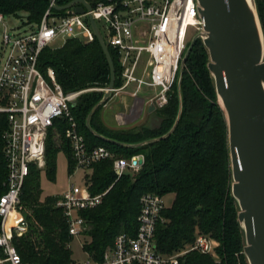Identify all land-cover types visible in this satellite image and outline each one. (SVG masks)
Masks as SVG:
<instances>
[{"label": "trees", "instance_id": "trees-1", "mask_svg": "<svg viewBox=\"0 0 264 264\" xmlns=\"http://www.w3.org/2000/svg\"><path fill=\"white\" fill-rule=\"evenodd\" d=\"M73 0H57L64 6ZM49 7V0H0V14L20 19L23 24H37ZM260 24L264 34V0H256ZM25 16L24 19L22 16ZM114 62L116 81L120 85L119 71ZM185 64L181 80L182 110L179 122L170 136L149 144L128 147L162 138L177 120L180 103L174 86L169 104L157 111L161 123L158 128L143 127L137 131L112 132L97 125L99 108L90 119L91 128L100 136L118 143L103 141L87 129V117L104 95L110 81L109 66L102 48L92 43L70 39L64 47L43 50L39 66L54 71L57 82L66 94L82 93L87 89H101V93L80 94L72 107V115L79 133L89 147H106L114 157L131 158L142 154V167L126 171L116 179L112 158L92 164L85 181L89 192L101 194L102 201L80 213L87 222L83 234V249L100 259L103 251L122 232L134 235L139 201L145 193L174 195L173 203L164 212L165 223L157 225L155 241L159 251L169 255L183 249L199 232L217 240L219 260L211 256L190 252L181 264H247L242 249L244 239L237 223L238 208L230 193L232 178L226 118L216 102L215 87L207 71L209 56L201 41L197 40ZM56 134L49 132L46 141V171L55 177V158L60 148L67 152L70 174L74 162L69 143L64 140L65 124L56 125ZM63 143L57 145V141ZM39 170L33 169L24 182L22 204L27 215V232L14 240L25 264H74L67 243L70 240L62 210L54 206L56 196L41 199L38 183ZM6 169L0 145V195L5 192L2 181Z\"/></svg>", "mask_w": 264, "mask_h": 264}, {"label": "built area", "instance_id": "built-area-1", "mask_svg": "<svg viewBox=\"0 0 264 264\" xmlns=\"http://www.w3.org/2000/svg\"><path fill=\"white\" fill-rule=\"evenodd\" d=\"M85 2L90 9L75 4L59 11L53 9L54 4L58 5L53 0L39 23L23 24L22 31L8 29L7 18L0 14L4 31L0 56V145L6 169L2 181L6 189L0 195V264H25L14 245V240L28 231L21 193L31 171L45 168L47 136L57 123L67 124L73 173L80 169L90 171L92 164L112 158L118 179L126 171L141 169L144 160L142 154L127 159L114 157L106 147L88 148L72 115V102L79 93H64L54 71L41 70L39 58L43 50L59 37L65 42H94L92 18L118 66L120 85L114 87L113 96L126 92L132 99L141 98L146 106L153 105L155 111H160L169 104L190 40L204 26L197 0ZM76 7H81L83 14H77ZM100 22L102 26L98 28ZM190 31L193 34L188 38ZM103 195L91 194L85 180L82 185L69 184L67 190L55 195L54 206L62 210L70 238L83 236L88 230L80 212L100 204ZM165 209L164 196L155 192L143 194L135 234H117L100 259L87 253L88 260L81 264H181L190 252L216 259L218 241L201 232L183 249L169 255L161 253L155 234L157 225L165 223Z\"/></svg>", "mask_w": 264, "mask_h": 264}, {"label": "water", "instance_id": "water-1", "mask_svg": "<svg viewBox=\"0 0 264 264\" xmlns=\"http://www.w3.org/2000/svg\"><path fill=\"white\" fill-rule=\"evenodd\" d=\"M203 30L190 40L179 69L176 82L180 103L177 120L166 135L159 139L120 144L135 147L159 141L170 136L178 125L182 110L181 80L188 56L197 40L209 56L207 71L215 87L218 102L227 123L229 162L231 167L230 193L238 208L239 224L244 246L242 255L247 264H264V34L260 24L256 0H197ZM53 4V0H49ZM75 4L90 9L85 0H73L65 6L53 5L63 11ZM77 14H83L76 7ZM97 43L102 48L109 66L110 81L103 89L102 100L87 117V129L101 140L118 143L98 135L90 125L91 117L113 97L116 74L113 59L104 44L95 22L90 18ZM139 117L145 107L138 99ZM75 102H72L74 106ZM154 111L150 105L147 112ZM142 159L139 158L138 163ZM19 220L21 218L18 217Z\"/></svg>", "mask_w": 264, "mask_h": 264}, {"label": "rangeland", "instance_id": "rangeland-1", "mask_svg": "<svg viewBox=\"0 0 264 264\" xmlns=\"http://www.w3.org/2000/svg\"><path fill=\"white\" fill-rule=\"evenodd\" d=\"M60 14H62V12H60ZM22 17L24 19L25 16L23 15ZM7 21H8L7 22L8 24L6 25L8 29H13L14 31H22V29L24 28V25L22 26L20 19L16 17L8 16ZM97 26L98 28H101L102 22L97 23ZM3 32H4L3 28L0 26V56L3 54V47L1 45V37H2ZM192 34L193 33L190 31V35L188 38H191ZM64 44H65V40L59 37L50 44L49 49H51L52 51L59 50L64 47ZM87 92L88 93L90 92L101 93L102 90L101 89H87V91L79 93L78 96L80 94H86ZM78 96L74 99V102L77 100ZM120 107L121 105H119V100L115 102L107 101L106 106H103V108L100 110L98 114V119H97L96 124L104 127L102 125V121H103L104 125L108 129H111V131H116L115 128H117V124H116V121H114V115L118 113ZM139 123L140 124L144 123L145 126L148 127L149 129L150 128L155 129L159 127L161 123V119H160L158 112L154 111L151 115H149V117H146L145 115H143ZM65 125L67 126V124ZM56 130H54L53 131L54 133L53 132L52 133L56 134L57 133ZM50 134H51V131H50ZM63 137H64V140L68 142V138L66 137V129L64 131ZM62 143L63 141L58 140L56 144L61 145ZM55 168H56V173L53 179H51L48 176L46 168L41 170L38 174V183L40 185V190H41V199H43L45 196H54V195L61 194L62 192L67 190L69 184H74V183L78 185L83 184L82 180L84 179L86 172L83 169H80L78 171H74L73 174H70V170L68 167L67 152H65L63 148H60L58 150V153L55 158ZM173 200H174V195L172 193H167V195L164 196V203H165L166 208L172 205ZM22 207H23V204H22ZM82 241H83L82 236L72 237L68 241L69 249H70V256L75 264H81L85 262L86 260H88L87 252L83 249V244L81 243ZM215 258L216 259L214 258L213 259L219 260V255L216 256Z\"/></svg>", "mask_w": 264, "mask_h": 264}, {"label": "crops", "instance_id": "crops-1", "mask_svg": "<svg viewBox=\"0 0 264 264\" xmlns=\"http://www.w3.org/2000/svg\"><path fill=\"white\" fill-rule=\"evenodd\" d=\"M141 99V98H138ZM138 99H132L129 95V93L126 92H119L116 96H113L109 101L111 102H115L119 100V105H121L118 113H116L114 115V121H116L117 124V128H115L116 131H112V132H130V131H135V130H139L143 127H146L145 124H140L139 121L141 119V117L143 115H145L146 117H149V115H151L154 111L148 113V106H146L143 109L142 114L137 117V113L140 110V104H138ZM106 106V104H105ZM101 118V117H100ZM102 121V119H101ZM102 125L108 129L105 125L104 122L102 121ZM148 128V127H146ZM111 131V129H108ZM85 171V170H84ZM86 174L89 173V171H85ZM73 174V172H72ZM85 174V176H86ZM85 176L84 179L82 180V182L85 180Z\"/></svg>", "mask_w": 264, "mask_h": 264}]
</instances>
